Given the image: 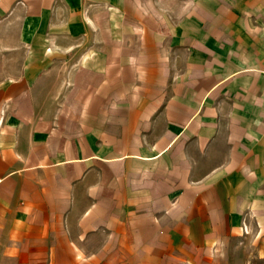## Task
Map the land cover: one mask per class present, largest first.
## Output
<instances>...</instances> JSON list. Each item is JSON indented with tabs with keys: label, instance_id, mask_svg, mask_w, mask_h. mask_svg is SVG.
Here are the masks:
<instances>
[{
	"label": "crops",
	"instance_id": "0c3cea01",
	"mask_svg": "<svg viewBox=\"0 0 264 264\" xmlns=\"http://www.w3.org/2000/svg\"><path fill=\"white\" fill-rule=\"evenodd\" d=\"M254 249L264 0H0V264Z\"/></svg>",
	"mask_w": 264,
	"mask_h": 264
},
{
	"label": "rangeland",
	"instance_id": "374dc122",
	"mask_svg": "<svg viewBox=\"0 0 264 264\" xmlns=\"http://www.w3.org/2000/svg\"><path fill=\"white\" fill-rule=\"evenodd\" d=\"M253 239L256 240V239H260V233L256 234L254 232L253 234ZM243 243L240 242L238 243L239 246H241ZM261 255H260V250L258 249H254L253 250V257H252V261H251V264H264V253L262 254V258H260ZM259 258V260H258Z\"/></svg>",
	"mask_w": 264,
	"mask_h": 264
}]
</instances>
